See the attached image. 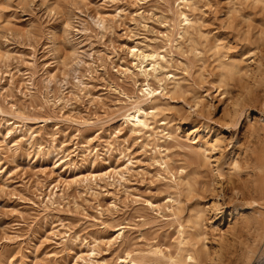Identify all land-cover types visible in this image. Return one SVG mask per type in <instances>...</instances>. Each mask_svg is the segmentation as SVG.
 <instances>
[{"label": "rangeland", "instance_id": "1", "mask_svg": "<svg viewBox=\"0 0 264 264\" xmlns=\"http://www.w3.org/2000/svg\"><path fill=\"white\" fill-rule=\"evenodd\" d=\"M245 215L264 0H0V264H264Z\"/></svg>", "mask_w": 264, "mask_h": 264}, {"label": "bare ground", "instance_id": "2", "mask_svg": "<svg viewBox=\"0 0 264 264\" xmlns=\"http://www.w3.org/2000/svg\"><path fill=\"white\" fill-rule=\"evenodd\" d=\"M184 15V19L186 20V21H189V18H188V16L186 15V14H183ZM181 26V25H180ZM153 65V69L152 70H154L155 68H154V64H152ZM143 72H144V74L147 76L148 75V73L146 72V69H144L143 68V70H142ZM259 74V73H258ZM150 85V84H149ZM147 86L146 88H144V89H141L142 90V97H143V99L144 100H150V101H152V99H153V95H154V92H155V89H153L152 87H150V86ZM248 91V90H247ZM140 101L134 106V111H132V112H128L127 114H125L124 115V117H125V121H126V123H130L132 126H133V129L135 130V129H137V128H140V127H146V128H149V127H152L151 125H150V123L148 122V118H147V114L149 113V112H147L140 104ZM159 107V106H158ZM158 142V141H157ZM212 146H214V145H212ZM208 160V159H207ZM239 161V160H238ZM245 161H247V159H245ZM239 165V164H238ZM237 165V166H238ZM236 166V167H237ZM181 172V171H180ZM252 187V186H251ZM255 202V201H254ZM220 208H221V204L220 203H213V204H211L210 206H209V209L214 213V212H216V211H219L220 210ZM244 209V205H236V206H234V208L233 209H230V210H228L229 211V216H232L233 214H239L240 213V210H243ZM221 210H223V209H221ZM212 212H211V214H212ZM213 215V214H212ZM223 216V215H222ZM244 219H245V223L246 224H249L250 225V223H253V224H255L257 227H261L262 228V232L264 233V224L263 225H261L260 224V222L258 221V220H251V218H250V216L249 215H245V217H244ZM243 223V222H242ZM251 226H252V224H251ZM233 227V226H232ZM236 227V226H235ZM250 227V226H249ZM246 228H248V227H246ZM252 228V227H251ZM120 234H121V232H118V236L117 237H119L120 236ZM118 239V238H117ZM185 240V239H184ZM257 241V240H256ZM180 242H182V240H180ZM219 244H217V246H218ZM250 245V244H249ZM217 246H214L215 248L217 247ZM220 246V245H219ZM225 247V246H224ZM220 248V247H219ZM222 248V247H221ZM224 249V248H223ZM221 250V249H220ZM219 250V251H220ZM215 251V250H214ZM218 251V250H217ZM219 251H218V253H219ZM224 252V251H223ZM247 252H249V254L250 253H254V250H253V248H249L248 249V251ZM217 253V254H218ZM218 255H220V254H218ZM214 256H216V253H215V255ZM213 256V257H214ZM222 256V255H221ZM188 257H189V259H191V260H193V261H195L196 259H197V255H196V251L195 250H193V251H190L189 252V255H188ZM205 257V256H204ZM217 257V256H216ZM223 257V256H222ZM246 257H248V256H246ZM217 258H220V257H217ZM245 258V257H244ZM214 259V258H213ZM224 259V258H223ZM246 259V258H245ZM222 260V259H221ZM219 261H220V259H219ZM224 261V260H223ZM133 263H136V264H138L137 262H135V261H133ZM224 263V262H223Z\"/></svg>", "mask_w": 264, "mask_h": 264}]
</instances>
